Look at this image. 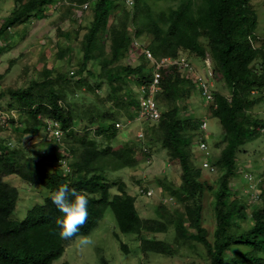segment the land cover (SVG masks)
<instances>
[{
  "label": "trees",
  "instance_id": "obj_1",
  "mask_svg": "<svg viewBox=\"0 0 264 264\" xmlns=\"http://www.w3.org/2000/svg\"><path fill=\"white\" fill-rule=\"evenodd\" d=\"M13 1V10L0 26L2 40L9 29L36 17L52 2ZM159 1L135 0L127 8L118 0H68L67 15L85 3L91 11L80 41L82 58L74 75L66 71L51 77L53 69H45L42 80L33 79L26 88L6 92L19 105L15 128L33 137L41 134L37 143L41 151L28 155L24 147L9 142L13 139L0 140V264H52L62 256L75 238L62 240L57 235L55 220L62 214L51 203L50 193L60 186L75 188L87 196L88 219L77 236L87 235L109 207L118 231L136 235L143 252L172 254L169 243L147 235L166 233L173 227L174 242L194 239L203 247L209 264H264V173L250 181L260 191L261 200L248 216V196L254 189H250L236 162L240 147L248 138L256 137L257 127L264 126V121L250 113L256 104H264V40L252 46L259 42L255 10L251 0H170L175 5L156 11L153 3ZM131 34L144 41L158 59L185 53L201 60L209 58L229 95H215L218 108L213 110V117L221 125L223 138L216 145L222 146L213 160L217 177L210 185L201 180L197 158L192 154L200 120L184 116L186 106L180 105L197 92L192 82L195 72L172 65L162 70L161 92L156 100L168 109L162 110L153 123L147 142L152 148L160 146L170 161L179 165L181 184L171 186L165 184L166 179L159 180L180 209L169 213L159 203L157 219L140 217L135 198L125 191V184L109 181L115 172L137 164L133 143L115 128L117 121L135 117L130 110L136 97L130 85L138 86L150 75L142 59L135 67L119 65ZM61 36L65 45L57 54L60 62L68 59L72 49L71 34ZM103 86L107 90L102 93ZM3 93L0 95H6ZM208 108L212 110V104ZM49 120L59 122L64 134L59 141L47 139L51 135ZM6 128L0 127V132ZM11 176L48 192L21 222L11 217L19 198L18 188L5 180ZM206 191L211 193L215 222L211 241L203 226L202 198ZM187 227L195 231L194 235L186 237Z\"/></svg>",
  "mask_w": 264,
  "mask_h": 264
},
{
  "label": "rangeland",
  "instance_id": "obj_2",
  "mask_svg": "<svg viewBox=\"0 0 264 264\" xmlns=\"http://www.w3.org/2000/svg\"><path fill=\"white\" fill-rule=\"evenodd\" d=\"M68 0H53L51 9L43 10L36 17L24 21L12 27L6 34V39H0V92H6L10 89H23L26 88L30 81L33 79L42 80L43 72L45 69H53L51 77H56L59 73L64 74L66 71L72 76V70L75 71L82 58V52H80V41L82 35L85 33L90 20L91 11L83 10L81 7L74 8L75 10L70 14H66V7ZM175 5L170 0H162L153 3V8L156 11H166L169 6ZM256 18L257 26L255 33L257 37L264 38V0H251ZM15 4L13 0H0V26L5 17L13 10ZM62 33L71 34L72 43L71 51L68 59H63L60 62L57 58V54L61 48L65 45V39L62 38ZM3 36V35H2ZM77 39V40H75ZM141 42V41H140ZM254 45L257 47L259 43ZM144 45L146 43L141 42ZM109 44H106V53H109ZM184 56L192 63L197 70H203L205 64L203 61L194 56ZM128 56L122 57L119 65L135 67L139 63L134 59L129 60ZM211 62L206 63V67L211 70ZM148 68V67H147ZM152 70V66L150 67ZM132 91L135 92L137 85L131 84ZM194 89H196L194 87ZM106 86H103L102 93L106 91ZM97 88L95 89V92ZM216 92L228 95V91L222 82L217 80ZM3 93V94H4ZM101 93V94H102ZM90 97L92 95H89ZM16 100L11 99L9 95H0V107L8 114L10 121L8 127L0 132V140H5L6 137L13 139L9 141L14 146L25 148V152L28 155H35L41 150L37 143L41 140V134L36 137L30 134H25L24 130L20 131L15 123L17 122V111L19 105H16ZM190 104V111L200 110L202 103L198 98L196 92L186 102H180V105ZM161 109L167 110V105L161 102ZM167 108V109H166ZM131 111V110H130ZM208 111V110H207ZM251 115L256 116L259 121L264 120V107L263 105H255L250 110ZM195 114V113H194ZM185 115V113L183 114ZM126 119V118H124ZM262 120V121H263ZM12 121V122H11ZM207 131L206 141L211 149L210 157H206L204 154L195 152L198 156V166L201 161L206 159L213 162L214 158L219 155L221 146L216 148L217 143L223 138V130L219 121L211 116L206 117ZM154 127L153 123H148L144 120H135L131 123V127L127 128V132L121 130L123 137L129 139L128 142H132L136 154L140 157L141 153H137V145H140L133 139V135L139 130L145 133L143 142H147L149 134L151 135V129ZM258 135V133H257ZM51 135L47 136L50 139ZM6 141V140H5ZM8 142V141H7ZM147 146V143H145ZM196 149V147H194ZM217 151V155L212 154ZM264 154V137L260 134L254 138H248L246 142L240 147L238 157L244 164L248 165V171L258 174L260 168L264 167L261 163L262 155ZM152 165L146 166L143 169V174L140 172L136 174V169L133 170H120L110 176V182H123L125 184V191L135 198V208L138 211L140 217L144 219H157L155 214L156 206L160 203L163 204L166 210L170 213L180 206L174 201L173 204L166 203L169 197L161 191L159 180L163 177L168 180L166 183L169 185H177L180 181L179 169L177 166L171 167L164 173V166L168 161V155L165 150L160 146H155L151 152ZM238 160V158H237ZM164 168V169H163ZM142 169V168H141ZM140 169V171H141ZM202 181H208L213 185L214 179L217 177L216 173H208L206 170L202 172ZM146 177L143 180V177ZM6 182L10 185L18 188L19 198L17 201L16 209L12 214V219L16 221H23L26 217L27 211L36 204H41L43 198L48 192L41 187H32L24 183L18 177H7ZM148 184L154 190V195L151 198L139 197L137 188L141 184ZM180 184V183H179ZM240 186V185H238ZM115 190V189H113ZM112 190V191H113ZM259 204H256L258 206ZM203 226L208 230L207 239L212 240V232L215 229V222L212 214V198L210 192H205L203 195ZM250 211V210H249ZM186 237L194 235L193 229L187 227ZM85 236H90L94 241L93 245L78 248L76 239H74L70 245L65 249L62 256L52 264H209L204 255L203 247L199 243H195L194 239L190 237L186 240L179 239L177 243L174 242V230L173 227L169 228L166 233L148 234V238L155 240H162L171 245L173 249L172 254H157L152 252H143L140 241L134 234H122L116 227V221L113 212L108 207L106 208L103 217L97 222L96 226ZM123 245L126 250L121 247Z\"/></svg>",
  "mask_w": 264,
  "mask_h": 264
},
{
  "label": "clouds",
  "instance_id": "obj_3",
  "mask_svg": "<svg viewBox=\"0 0 264 264\" xmlns=\"http://www.w3.org/2000/svg\"><path fill=\"white\" fill-rule=\"evenodd\" d=\"M119 2L124 7H127V8H131L133 6L132 5V6L128 7L122 1H119ZM134 2H135V0H134ZM51 4H52V2H51ZM51 4H50V6H47L44 9V11L47 10V9H51ZM131 36H132L131 43H130V45L128 47V50L126 52V56L129 57V59L127 61H129V60L133 61L135 59L138 62V60H141V59L144 60L146 65H147V67H148V68L146 67L147 71L150 73V75H149V78L146 79V80H143L140 83V85H138L136 87L135 92H133L135 94V97H136V104L131 107V112L135 115V117L133 119L126 118V119H123L121 121H117L115 123V128L117 130H119V131L123 130V131H126V132H127V128L131 127V123H133L135 120L148 121V123L150 124V123H154V122L158 121L159 118L161 117V114H162V109H161V107H159L160 105L158 104V102L156 100V97L161 92V81H162V71H161L159 90L153 95L155 104H156V106H157V108H158V110L160 112V117L158 119H156V120H150V119H146V118H143L142 116H140V98H141L140 89H141L142 86H144V85L147 86V85H149L152 82L153 65L151 64V62H149L145 58V56L142 53L138 55V54L134 53V51H132V41H134V40L137 41L140 44L141 47L146 48L148 50H149V48L147 47V44L144 45L143 43H141L140 40L135 38V36L133 34H131ZM256 37H257V35H256ZM257 38H258V41H260V39H261V41L264 40V38H260V37H257ZM252 46L256 47L255 45H252ZM154 58L156 60H160V59L156 58L155 56H154ZM168 58H170V59H179V58L185 59V61H187V63L190 65L191 70H193V72H195V73H197L199 75H203L208 70H210V69H208L206 67V63L208 61L211 62V60L209 58H206L205 60H202L203 63L205 64V68L202 71L201 70H197L192 65V63L184 56V54H182V55H180V56H178L176 58H172V57H168ZM210 64H212V62ZM151 66H152V70L150 69ZM170 66L171 65H169L167 67H164L163 69H166V68H168ZM172 66L179 67L178 65H172ZM188 69L190 70V68H188ZM210 71H212V73H214V76H215L214 90H213V93H214L213 102L206 103L202 99V97L200 96V94L198 92L196 84L193 81L194 78H192V82H193V84H195V88L197 90L196 93L198 95V98L200 99V102L202 103V106H200L202 108L200 110H197L198 107L197 108L195 107V110H191L192 114H189V111L191 109L190 104L189 105H186V104H182L181 105V106H184V107L186 106L185 107L186 111H183V114L185 113V115L189 114V115L195 116V117H197L200 120L199 131L196 133V135L194 137L193 148H192L193 153L192 154L195 155V152H198L199 156H200V153H202L206 157L209 154H211V149L209 148L208 142L206 141V139H207L206 135H208L206 133V131H207L206 117L207 116L213 117V110L218 108L217 104H215V95H216V83H217V80H219V79L217 78V75L214 72L213 65H211V70ZM73 75H74V71L72 70V76ZM220 95H223V94H220ZM224 96L229 98V95H224ZM209 104H212V106H213L212 110L208 108ZM263 107H264V104H263ZM9 121H10V118H9ZM56 122H58V121H56ZM58 124H59V122H58ZM59 128H60V131H61V135L59 137L51 136V138H55L58 141L60 139H62L63 136H64L60 125H59ZM256 131H257L258 135L260 134L261 136L264 137V126L257 127ZM49 134H50V131H49ZM258 135H256V136H258ZM132 138L136 139V141L138 143H140V145H137L136 147H137V153L140 152L141 155H140V157L137 156V164L134 166V168L136 169V174L140 172V175H142L143 171H144L143 169H145L146 166L152 165L151 152H152L153 148L148 146L149 142H143V140L145 138V133L142 130H139L136 134L133 135ZM145 143H147V146H146ZM194 147H196V149H194ZM217 150H218V148H217ZM216 152L217 151H215V153ZM215 153L212 152V154H215ZM196 158L197 159H195V163H196L197 168L201 171V176L202 177H203L202 172L204 170H206L210 174L216 173V168L213 165V162H211L210 160L204 159V160L201 161L200 165L198 166V161H199L200 158L198 159V156H196ZM237 158H238V160L236 159V162L238 163V170L241 171V174L244 176V179L247 180V182H249L250 189H254L250 193V195L248 196V201L250 202V205L248 207H249L250 211L247 209V214L249 216L251 214L252 208L255 207L256 204H258L260 202V200H261L260 191L257 188H255L253 184H250V181H252L253 179L258 178L259 176H261V174L264 173V168H260V172L258 174H256L255 172L254 173L250 172V171H248V165H246L243 162H241L242 160L238 157V155H237ZM261 163L264 164V154L262 155ZM174 166H177V168L179 169V177H180L179 183L181 184V170H180V167L174 161L171 162L169 157H168V161L166 163V166H164L165 169L163 168L165 170L164 173L166 174L167 170L171 169V167H174ZM140 169H141V171H140ZM124 170H133V168L124 169ZM145 178L146 177L144 176L143 180ZM162 179H166V181L168 180L165 177H163ZM166 181H165V184H168V183H166ZM179 183L177 185L171 184V186H178ZM153 191L154 190L152 189V187H150L145 182H144V184H141L140 187L137 188V192H138V196L139 197L151 198L154 195ZM161 191L163 192V186L161 187ZM246 193H247V190L244 189L242 191V194L245 195ZM166 194H168V193H166ZM50 200H51V203L53 204V206L55 207V209H57L62 214L60 217H58L55 220V225L58 228L57 235L59 236V238L62 239V240H73L75 238L78 248H84V247L93 245L94 241L92 240V238L90 236H85V235L77 236L80 228L87 222V219H88V199H87L86 194L78 192L75 188H69L68 186H60L57 190H55V191L50 193ZM166 203L173 204L174 203V199L172 197H168L167 200H166Z\"/></svg>",
  "mask_w": 264,
  "mask_h": 264
},
{
  "label": "built area",
  "instance_id": "obj_4",
  "mask_svg": "<svg viewBox=\"0 0 264 264\" xmlns=\"http://www.w3.org/2000/svg\"><path fill=\"white\" fill-rule=\"evenodd\" d=\"M122 1L126 6L130 7L133 5L134 0H118ZM83 10L89 8V3H85L81 5ZM132 51L136 54H143L145 58L151 62L153 65V78L152 82L149 85H144L141 87V98H140V116L150 120H156L160 117V112L155 104L153 95L159 90V83L161 78V71L164 67L169 65H178L180 68L188 69L190 65L183 58L179 59H170L163 58L160 60H156L153 54L146 48L140 46L137 41H132ZM193 81L196 84L198 92L202 99L206 103H211L214 100V82L215 76L212 71L208 70L205 74L199 75L195 73L193 75ZM9 125V116L8 114L0 107V127L6 128ZM47 129L50 131V134L55 137H59L61 135V131L59 128V124L56 121L49 120L47 121Z\"/></svg>",
  "mask_w": 264,
  "mask_h": 264
}]
</instances>
